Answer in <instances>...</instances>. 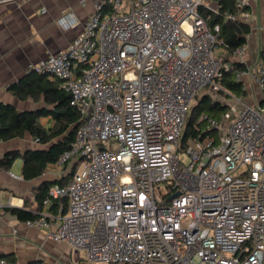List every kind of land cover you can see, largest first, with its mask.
I'll return each instance as SVG.
<instances>
[{"label": "built area", "instance_id": "1", "mask_svg": "<svg viewBox=\"0 0 264 264\" xmlns=\"http://www.w3.org/2000/svg\"><path fill=\"white\" fill-rule=\"evenodd\" d=\"M204 1L96 3L80 35L30 68L60 81L82 123L41 173H69L42 201L55 214L38 213L28 228L91 264H264V67L247 60V43L227 60ZM254 1L236 0L224 19L247 24ZM58 23L79 24L70 9ZM232 62L244 66L235 80L252 103L221 87ZM204 89L233 104L185 137Z\"/></svg>", "mask_w": 264, "mask_h": 264}, {"label": "crops", "instance_id": "2", "mask_svg": "<svg viewBox=\"0 0 264 264\" xmlns=\"http://www.w3.org/2000/svg\"><path fill=\"white\" fill-rule=\"evenodd\" d=\"M82 1L11 0L0 4V103L13 106L17 112L46 108L43 97L21 100L8 90V86L27 75L33 65L64 50L82 33L95 4L103 5L108 0ZM67 9L71 10L79 23L77 26L65 28L59 25L62 13ZM42 10L45 12L41 13ZM251 12L253 14L246 24L249 27L246 36L249 48L247 60L258 61L260 45L264 41V0H255ZM39 123L48 128L53 120L50 116H43ZM36 149H42V146L29 134L0 141V157L11 152L23 154ZM22 170L21 158L16 159L9 169L0 167V257L17 264H32L38 260L49 264H91L85 260L82 252L71 250L65 243L48 240L45 229L28 228L26 221L11 212L21 209L36 216L40 212L53 216L54 207H43L36 195L45 183L49 187L55 183H65L69 173L60 177L40 174L27 180ZM56 226L54 222L50 229L54 230Z\"/></svg>", "mask_w": 264, "mask_h": 264}, {"label": "trees", "instance_id": "3", "mask_svg": "<svg viewBox=\"0 0 264 264\" xmlns=\"http://www.w3.org/2000/svg\"><path fill=\"white\" fill-rule=\"evenodd\" d=\"M213 1L218 12L206 7V5H203L199 11L209 27L219 25L221 38L227 45L229 53L227 60H229L232 51L246 43L249 27L243 23L227 21L223 17L225 12L236 10V0ZM102 7L110 8V0ZM262 44L263 46L258 53V63L264 67V41ZM243 68L242 64L232 62L229 71L224 72V79L221 83L222 89L236 96L245 95L242 84L235 80V72ZM8 90L21 100L27 98L36 100L43 97L46 105V108L38 111L17 112L13 106L0 103V141L22 138L25 134H29L42 146V149L28 150L23 154L18 152L7 153L0 157V167L9 169L16 159L21 158L23 177L31 180L39 177L48 164L54 163L63 152L69 149L74 140L76 129L82 123V118L70 106L69 96L60 88L59 80H49L48 76L38 74L33 70H30L18 82L9 85ZM227 106L221 101L211 99L210 95L201 96L187 116L185 137L207 132V124L202 117L206 115L220 122ZM43 116L52 118L51 127L45 128L39 123V119ZM198 117H201V120L197 122ZM48 188L49 184L47 183L40 187L36 195L39 204H42ZM11 212L23 221L36 218V215L26 210L13 209Z\"/></svg>", "mask_w": 264, "mask_h": 264}, {"label": "rangeland", "instance_id": "4", "mask_svg": "<svg viewBox=\"0 0 264 264\" xmlns=\"http://www.w3.org/2000/svg\"><path fill=\"white\" fill-rule=\"evenodd\" d=\"M204 3L207 6H209V7H212V8L216 7V5H215L213 0H205ZM262 46H263V44L261 43L260 47L262 48ZM253 57L254 58L256 57L255 53L253 54ZM246 82H248V81H246ZM247 85L250 86L251 84L248 82ZM205 94L210 95L211 99L221 101L222 103H225L226 105L233 104V100L231 98H229V97H226L224 92H216V91H211V90H208V89H204L203 91H200L197 94L195 100L192 103L191 109H192L193 106H195L198 103V99L201 96L205 95ZM241 96H244V102L252 103V97L247 92H246L245 95H241ZM191 109H190V111H191ZM187 119H188V117H187ZM187 119H186V121H187ZM200 120H201V117H198L197 122L200 121Z\"/></svg>", "mask_w": 264, "mask_h": 264}]
</instances>
